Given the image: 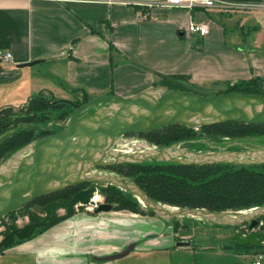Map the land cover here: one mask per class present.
I'll use <instances>...</instances> for the list:
<instances>
[{
    "label": "crops",
    "instance_id": "crops-1",
    "mask_svg": "<svg viewBox=\"0 0 264 264\" xmlns=\"http://www.w3.org/2000/svg\"><path fill=\"white\" fill-rule=\"evenodd\" d=\"M123 1L0 0V49L13 57L0 62V108L23 106L41 93L68 102L76 92L127 99L171 75L190 76L197 86L264 79V0H216L213 8L191 10L168 8L164 0ZM146 1L160 4L137 5ZM191 23L205 25L208 34H189ZM131 218L119 230L106 228L99 217L75 214L7 249L0 264H172L166 254L191 249L152 237L151 228L138 230ZM133 244L126 257L103 260ZM203 254L213 264L252 259L234 248Z\"/></svg>",
    "mask_w": 264,
    "mask_h": 264
},
{
    "label": "water",
    "instance_id": "water-1",
    "mask_svg": "<svg viewBox=\"0 0 264 264\" xmlns=\"http://www.w3.org/2000/svg\"><path fill=\"white\" fill-rule=\"evenodd\" d=\"M69 103L75 111L66 122L55 121L48 126H40L43 130H50L57 125L62 129L60 132L36 140L0 164V220L40 198L82 184L90 186L76 193L67 203L54 202L39 208V211L45 213L40 222L17 228H14L15 223L12 222L11 233L2 238L0 249L11 248L16 239H30L37 230L46 228L50 219L55 218L60 210L71 215L77 207L91 205L100 184L129 191L162 219L172 220L190 216L219 220L235 227L248 225L251 232L245 235L238 231L236 234L235 245L239 247L256 246L264 242V234L256 231L260 220L264 218V208L251 213H213L187 207L174 208L175 211H171L169 209L171 207L167 208L154 202L133 182L118 176L94 174L100 166L142 164L148 161L196 166L264 164V149L205 154L196 152L174 154L172 148L126 154L113 151L127 135H143L173 125L188 127H206L223 123L264 125V96L242 92L206 96L192 91L155 87L127 99L106 96L93 99L84 105ZM96 106L99 107L94 113L84 114ZM22 127L25 125L5 135L0 142ZM27 150H29L27 154L18 157L21 152ZM110 159L113 161L108 162ZM113 209L112 204H99L94 212L109 213ZM186 234L188 232H180L181 236ZM134 248L135 244L130 245L123 252L103 260L122 259Z\"/></svg>",
    "mask_w": 264,
    "mask_h": 264
},
{
    "label": "trees",
    "instance_id": "trees-1",
    "mask_svg": "<svg viewBox=\"0 0 264 264\" xmlns=\"http://www.w3.org/2000/svg\"><path fill=\"white\" fill-rule=\"evenodd\" d=\"M263 79H253L250 81H239L234 84L225 83V90L219 94L231 92H242L246 94H259L258 88L252 85ZM156 87H163L176 91H192L201 94L196 90L197 85L191 82V77L187 75H171L161 77ZM38 94L20 107L6 106L0 108V139L11 132V134L0 142V164L14 155L16 152L29 146L38 139L56 134L50 130H43L40 126H48L49 120L65 121V118L74 110L68 101L57 100L53 103L45 101ZM203 95V94H202ZM89 96L82 104H86ZM201 131H206L212 139H242L252 136L264 125H250L240 123H223L206 127H198ZM181 130L183 133L175 134L172 130ZM41 133L35 136V132ZM152 138L162 149L169 148L171 143L190 138L192 131L188 126L173 125L161 130L144 134ZM142 164H119L113 166H100L99 168H118L125 166V177L130 182L138 185L154 202L175 208L202 209L213 213H231L247 208V203H253L260 207V202L264 203V164L235 165V164H212V165H182L178 163L159 162L155 167L147 168ZM123 167V168H125ZM225 168L223 172L218 168ZM122 173V172H121ZM123 174V173H122ZM80 187H71L39 200L40 205L50 202L67 203L79 192ZM257 197V198H256ZM256 198V199H255ZM108 202L114 205L115 210L120 206L116 203V198L112 194L108 197ZM261 207H264L261 206ZM150 210V209H149ZM152 215H156L150 210ZM73 214L56 216L50 219L48 226L41 230H47L58 223L72 217ZM29 206L11 214L9 217L15 223L18 217L30 216ZM157 216V215H156ZM22 241V240H20ZM237 248H251L245 246ZM6 249H0L4 251Z\"/></svg>",
    "mask_w": 264,
    "mask_h": 264
},
{
    "label": "rangeland",
    "instance_id": "rangeland-1",
    "mask_svg": "<svg viewBox=\"0 0 264 264\" xmlns=\"http://www.w3.org/2000/svg\"><path fill=\"white\" fill-rule=\"evenodd\" d=\"M252 85L255 86V88H258L262 96H264V79L259 82H253ZM225 89H226L225 85H214V84L201 85L196 87V90L198 92L206 96H215L220 91ZM74 94L75 95L72 103H75L77 105H84L82 103L86 99V94L84 93L79 94L78 92ZM42 96L45 99V101H48L50 103L60 100L54 98L51 95L44 93L42 94ZM93 99L96 98L89 96V99L87 100L86 103L92 101ZM98 107L99 106H96L88 110L84 114L94 113L98 109ZM74 111L75 109L70 113V115H68L65 118L64 122H66L71 117ZM51 123H53V120H49L47 122V125H50ZM61 130H62L61 127L57 125H55L52 128V131L56 133L60 132ZM190 130L192 131L193 134L190 136V138H187L186 140H182V141H177L169 145L170 146L169 148H172L174 154L187 153V152H196V153L205 154V153H216L219 151L240 152V151H252V150L264 149V128H259L255 131V133L252 136H248L242 139L223 138L216 140L208 136L206 131L199 130L198 127H190ZM39 133L41 132L37 130L35 132V136H38ZM172 133L179 134L183 132L181 130L179 131L177 129H174L172 130ZM157 150H162L161 146L157 144L152 138L144 134L127 135L123 137L119 142V144L113 149V151H116L119 154H126L128 152L141 153L146 151H157ZM28 152L29 150L21 152L20 155H18V157L23 156ZM184 159H190V158H184ZM107 161L112 162L113 160L110 159ZM239 161H247V159H239ZM157 163L159 162L148 161L145 162L143 165H145L147 168H152L155 167ZM106 167L96 169L94 174L108 175V176L119 175L124 178H128L125 177L126 176L125 171L128 170L125 166H119L118 168H114V167L106 168ZM225 170L226 169L222 167L218 168V171L220 172L222 171L224 172ZM110 194L115 196L116 203H119L120 206L117 207L112 212L96 214L94 211L96 210L97 205L113 203V202L112 203L108 202V197ZM97 195L98 197L96 198V202L88 206L77 207L75 214L86 215L88 217H93V218L99 217L102 219V221H104L107 224V225L105 224L106 228L116 227L119 230L120 229L123 230L127 227L125 225L126 224L125 220L128 222V219H132L131 217H136L138 230L144 231L145 229L146 231H148L151 228L153 231L152 237H158V238L168 237L171 239L173 238L175 242L178 243L182 242L189 244L191 246V249L189 250H187L188 248L185 247L184 251H181L180 253H176L172 256L170 255L171 260H170V256L166 254L164 257H166L169 263L170 261H172V264H213V262L210 261V258H208V256L203 253L204 252L208 253L214 250L215 248L224 247V248H234L237 253L250 256V258L252 259H249L248 264H251L253 260L259 261L262 264H264V242L262 244L253 246L251 248H243V249H239L235 245L237 232L238 231L245 232L246 230L249 229L248 225L235 227L227 224L226 222H222L219 220H208L204 218L202 219V218L190 217V216L178 217L172 220L162 219L156 215H152L150 210L147 207H145V205L139 200V198L134 196L132 193L112 185L100 184L98 186ZM246 205H248L247 208H244L237 212L231 211V213H242V212L251 213L254 210L264 208L261 207L264 205V203L261 202H260V207H256L253 203H247ZM167 208H169V206H167ZM174 208L175 207H171L169 209L171 211H175ZM65 214L66 211L60 210L58 211L57 216H64ZM10 218L11 217L8 216L0 220V241L3 238L1 236L2 231L8 229V225L12 223V220ZM260 222H261V228L257 229L256 231H260L261 233L264 234V218L260 220ZM15 223H17L18 227H24L25 225L29 224V217H17V222L15 221ZM49 229L47 230L39 229L30 239L22 240V241L17 240L11 248L15 247L16 245L24 244L39 237H42L43 235L46 234V232L49 231ZM181 231L188 232V234L181 236L180 235ZM6 250L2 252L0 251V255L3 254ZM197 251L203 253L195 254ZM226 263L230 264V261H226ZM217 264H219V261Z\"/></svg>",
    "mask_w": 264,
    "mask_h": 264
},
{
    "label": "built area",
    "instance_id": "built-area-1",
    "mask_svg": "<svg viewBox=\"0 0 264 264\" xmlns=\"http://www.w3.org/2000/svg\"><path fill=\"white\" fill-rule=\"evenodd\" d=\"M89 2H105L108 4H127V1H118V0H85ZM162 3L164 6L172 9H186L191 10L194 8L209 9L216 6V0H164ZM158 1H146L137 3L138 6L153 8L154 6L159 5ZM261 27L264 28V18L261 19ZM189 34H198L200 37H205L208 34V28L205 25H200L196 23H191L188 27ZM12 53L5 49H0V62L1 63H11L12 62ZM261 228V222L257 229ZM256 229V230H257ZM251 232L246 230L243 232L245 235ZM256 264H262L259 261H256Z\"/></svg>",
    "mask_w": 264,
    "mask_h": 264
},
{
    "label": "flooded vegetation",
    "instance_id": "flooded-vegetation-1",
    "mask_svg": "<svg viewBox=\"0 0 264 264\" xmlns=\"http://www.w3.org/2000/svg\"><path fill=\"white\" fill-rule=\"evenodd\" d=\"M98 168L99 167H97V169ZM116 176L122 177V176H119V175H116ZM122 178H124V177H122ZM124 179H126V178H124ZM89 186H90L89 184H82V185H78L77 187H80L81 189L79 191H81V190H84V189L88 188ZM39 201H41V200L38 199V200L34 201L33 203H31L30 205H28L29 206V210H30V214H29L30 216H27V217H29V224L42 221V219L45 216V213L39 211V208H43V207H45V206H47V205H49L51 203H54V202H50V203H47V204H44V205H40L38 203ZM16 222H17V220H16ZM17 227H18L17 223H15L14 228H17ZM9 233H11L10 224L8 225V229H5L4 231H2L1 236L5 237ZM16 241H17V239H16Z\"/></svg>",
    "mask_w": 264,
    "mask_h": 264
},
{
    "label": "bare ground",
    "instance_id": "bare-ground-1",
    "mask_svg": "<svg viewBox=\"0 0 264 264\" xmlns=\"http://www.w3.org/2000/svg\"><path fill=\"white\" fill-rule=\"evenodd\" d=\"M129 153V152H128ZM98 197V195H96V197L94 198V202H96V198Z\"/></svg>",
    "mask_w": 264,
    "mask_h": 264
}]
</instances>
